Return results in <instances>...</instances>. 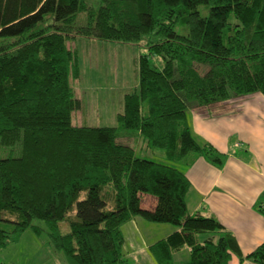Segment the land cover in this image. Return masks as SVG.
Returning <instances> with one entry per match:
<instances>
[{
    "label": "trees",
    "instance_id": "obj_1",
    "mask_svg": "<svg viewBox=\"0 0 264 264\" xmlns=\"http://www.w3.org/2000/svg\"><path fill=\"white\" fill-rule=\"evenodd\" d=\"M79 38L146 44L139 90L126 94L117 127L73 124L83 105L72 85ZM253 93L264 94V0H0V145L23 148L0 156V249L29 229L40 234V220L78 264H131L122 227L141 217L178 229L151 246L158 264H176L186 247L187 264L234 255L264 264V244L245 256L215 216L189 212L182 170L202 156L219 167L227 160L196 137L189 111ZM132 137L169 163L139 158ZM146 194L154 208L143 207Z\"/></svg>",
    "mask_w": 264,
    "mask_h": 264
},
{
    "label": "crops",
    "instance_id": "obj_2",
    "mask_svg": "<svg viewBox=\"0 0 264 264\" xmlns=\"http://www.w3.org/2000/svg\"><path fill=\"white\" fill-rule=\"evenodd\" d=\"M188 116L196 137L227 156L223 167L202 156L182 168L192 183L187 196L189 212L215 216L234 233L247 256L264 244V94L253 93L195 107ZM156 203V198L143 199L144 208H154ZM146 226L165 229L162 239L178 229L148 225L140 217L122 227L126 257L148 253V261L158 264L150 248L162 239L152 240L145 235ZM184 252L189 255L191 249L186 247L176 253V264L188 263L179 257ZM240 263L237 255L230 262ZM245 264L257 263L246 260Z\"/></svg>",
    "mask_w": 264,
    "mask_h": 264
},
{
    "label": "rangeland",
    "instance_id": "obj_3",
    "mask_svg": "<svg viewBox=\"0 0 264 264\" xmlns=\"http://www.w3.org/2000/svg\"><path fill=\"white\" fill-rule=\"evenodd\" d=\"M200 11L204 16L208 15L206 6H201ZM177 31L180 34H187L188 28L180 25ZM71 44L78 49L81 68L80 78L72 79V85L76 97L80 98L83 103L82 108L73 114V124L87 127L119 126L118 115L124 111L126 94L133 93L140 87V57L148 53L145 42L120 43L79 38ZM152 60L162 69L161 57H152ZM131 140L130 144L136 146L139 158L158 163H169L165 152L161 149H150L145 138L132 137ZM236 145L239 146L240 143ZM22 152V144L5 147V149L0 145V156L2 157H20ZM146 197L155 198L153 195L146 194L144 200ZM76 218L75 210L70 214L68 221L61 223L62 231L67 232L70 220ZM140 219L148 225L176 227L172 224L149 222L141 217ZM34 224L42 228L41 233L38 234L33 229H29L20 235L15 243L0 249V264H78L74 258L57 250L52 243L45 222L36 220ZM0 226L3 227L4 224L0 223ZM165 232V229L155 226L145 228V235L152 240L162 239ZM149 257L150 254L143 253L127 258L131 264H153L148 261ZM179 257H183L188 263L191 259L187 252L180 254Z\"/></svg>",
    "mask_w": 264,
    "mask_h": 264
}]
</instances>
